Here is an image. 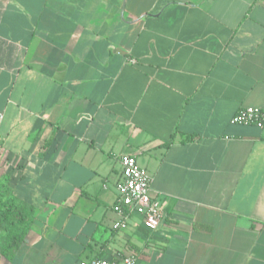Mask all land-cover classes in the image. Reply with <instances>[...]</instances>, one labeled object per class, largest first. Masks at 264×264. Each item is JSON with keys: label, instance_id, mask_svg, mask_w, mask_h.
Returning a JSON list of instances; mask_svg holds the SVG:
<instances>
[{"label": "crops", "instance_id": "0c3cea01", "mask_svg": "<svg viewBox=\"0 0 264 264\" xmlns=\"http://www.w3.org/2000/svg\"><path fill=\"white\" fill-rule=\"evenodd\" d=\"M264 0H0V182L33 220L0 264H264ZM163 217L123 228L119 159Z\"/></svg>", "mask_w": 264, "mask_h": 264}, {"label": "built area", "instance_id": "2783aa9c", "mask_svg": "<svg viewBox=\"0 0 264 264\" xmlns=\"http://www.w3.org/2000/svg\"><path fill=\"white\" fill-rule=\"evenodd\" d=\"M3 114L0 113V126ZM231 123L253 124L264 127V108L246 106L240 108L232 117ZM1 139V132H0ZM121 172L116 182L117 199L112 210L120 217L113 225L114 229L123 228L127 219L138 214L142 217L143 224L148 229H156L163 217V211L159 202L150 195L151 175L141 167L132 155H122L119 159ZM79 264H117L112 260L93 259L81 261ZM121 264H135L133 255H125L121 258Z\"/></svg>", "mask_w": 264, "mask_h": 264}, {"label": "trees", "instance_id": "16d2710c", "mask_svg": "<svg viewBox=\"0 0 264 264\" xmlns=\"http://www.w3.org/2000/svg\"><path fill=\"white\" fill-rule=\"evenodd\" d=\"M33 220V207L18 203L0 182V255L11 259L24 241Z\"/></svg>", "mask_w": 264, "mask_h": 264}]
</instances>
